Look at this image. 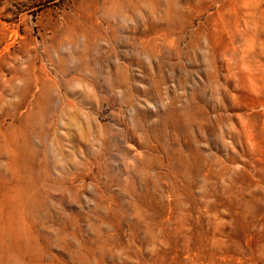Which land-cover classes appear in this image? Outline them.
Wrapping results in <instances>:
<instances>
[{
    "label": "rangeland",
    "instance_id": "1",
    "mask_svg": "<svg viewBox=\"0 0 264 264\" xmlns=\"http://www.w3.org/2000/svg\"><path fill=\"white\" fill-rule=\"evenodd\" d=\"M0 264H264V0H0Z\"/></svg>",
    "mask_w": 264,
    "mask_h": 264
}]
</instances>
